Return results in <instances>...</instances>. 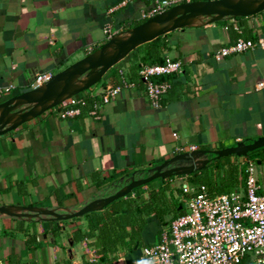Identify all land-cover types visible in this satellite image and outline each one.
<instances>
[{
	"label": "crops",
	"instance_id": "crops-1",
	"mask_svg": "<svg viewBox=\"0 0 264 264\" xmlns=\"http://www.w3.org/2000/svg\"><path fill=\"white\" fill-rule=\"evenodd\" d=\"M156 1L0 0V87H13L3 100L33 89L40 75L50 77L39 88L62 70L71 71V79L75 67L105 44V29L112 35L110 42L141 22L142 13ZM235 27L246 40L264 41V10L159 38L158 61L179 62L181 72L155 78L171 85L158 109L150 107L138 82L137 67L147 52L143 47L77 95L100 100L121 70L136 83L103 106L99 120L87 110L60 120L55 106L0 136V206L77 211L113 195L133 175L136 180L147 177L155 167L191 152L189 148L216 151L264 138V49L216 59L240 37ZM70 84L60 81L59 94ZM225 158L239 167L245 159ZM186 177L160 179L137 192L148 200L151 189L163 191L169 219L183 211L179 190ZM162 229L154 214L147 217L141 247L157 243ZM86 230V221L78 218L39 222L0 217V264H97L90 262L92 240H73L75 232ZM141 247L133 253L119 251L114 264H139ZM244 261L255 264L250 258Z\"/></svg>",
	"mask_w": 264,
	"mask_h": 264
},
{
	"label": "built area",
	"instance_id": "built-area-1",
	"mask_svg": "<svg viewBox=\"0 0 264 264\" xmlns=\"http://www.w3.org/2000/svg\"><path fill=\"white\" fill-rule=\"evenodd\" d=\"M198 0H158L142 19H150L173 7ZM214 1V0H209ZM234 30L240 35L229 47L221 49L216 59L232 54L264 49V41L256 43L241 37L238 27ZM108 40L112 37L105 29ZM181 72L179 62L165 58L162 64H141L138 70L140 83L150 107H161L163 96L171 85L168 81H155ZM119 84L105 88L100 100L93 97L73 96L58 104L56 116L60 120L80 116L85 110L94 119L101 118V108L114 102L123 88L136 85L128 81L121 70L118 72ZM50 75L36 77L33 89L42 85ZM260 84L259 87H262ZM12 86L0 87V102L11 92ZM192 152L194 149L189 148ZM244 186L241 191L211 196L204 185L185 184L181 187L185 210L162 229L157 243L140 249L139 264H241L250 258L255 264H264V176L260 183L256 176V163L244 159ZM90 262L97 263L99 256L91 249Z\"/></svg>",
	"mask_w": 264,
	"mask_h": 264
},
{
	"label": "trees",
	"instance_id": "trees-1",
	"mask_svg": "<svg viewBox=\"0 0 264 264\" xmlns=\"http://www.w3.org/2000/svg\"><path fill=\"white\" fill-rule=\"evenodd\" d=\"M147 20L148 19H142L141 22L133 25L131 28L137 27ZM159 38L160 37L133 51H138V49L143 47L147 49V52L141 58L139 66L140 64L157 65L164 62V60L158 61L159 48L157 47V42ZM107 42L108 38L105 44ZM139 66L137 67L138 70ZM119 80L118 78V83H114L118 85ZM140 84L142 85V83ZM6 100L4 99L0 103ZM213 158L214 156H210L209 163L201 170L189 174L185 182L191 185L206 186L211 196L229 194L238 191L240 187L244 186L245 177L243 166L239 167L234 163L228 162L229 158H222L220 160H215ZM246 159H256L261 164L264 161V148L249 153ZM156 180L145 186L151 185V183L156 182ZM185 182H182V186L186 184ZM145 186L132 191V193H137L136 196L130 193L123 198L111 202L101 212H90L78 218V220L83 219L86 221L87 230L85 233H81L80 231L75 232L73 240L77 242L92 240L90 246L95 249L96 254L99 256L98 264H114L117 261L116 254L119 251H126L129 253L137 251L139 247H141V233L145 226L146 218L150 215L154 214L161 221L163 228L177 217L173 215V217L165 219L170 212L169 209L165 207L163 191L157 192L151 189L148 194V200H145L138 194L137 190L142 191ZM179 191V195L181 196L182 192L181 190ZM178 206H180V203L174 208L175 213L177 212ZM182 213H184V211L180 214ZM242 264L247 263L243 260Z\"/></svg>",
	"mask_w": 264,
	"mask_h": 264
},
{
	"label": "water",
	"instance_id": "water-1",
	"mask_svg": "<svg viewBox=\"0 0 264 264\" xmlns=\"http://www.w3.org/2000/svg\"><path fill=\"white\" fill-rule=\"evenodd\" d=\"M222 1H224V0L196 1V2L189 3V4H183V5L173 7V8H171V9H169V10H167L161 14H158V15L148 19L143 24L129 29V30H134V29L142 28L141 33H140V40L137 41L136 43L132 44V45H128L127 43H124L120 48L112 51V50L108 49V45L110 43L108 41L104 46H102L101 48L94 51L92 55H94L95 53H99L100 51H106L108 53L110 52V54H111L110 60H112V63L102 72L101 75L98 76V78L91 85H89L88 87H86L84 89L78 90L74 93H71L64 100H66L70 97L76 96V95L86 91L90 87H92L94 84L99 82L101 80V78L111 68H113L119 62H121L124 57L128 56L131 52H133L138 47H140L146 43H149L158 37L166 35V34L172 32L174 30H177V29L206 25V24L218 21V20H224V19H229V18L248 17V16L257 14V13L261 12L262 10H264V7H262L261 9H259L256 12H253V13L239 14V15L230 14L224 18L209 20L207 23L200 24V25H191V22L195 19V17L191 16L190 19L188 20V22L185 24L176 25V26L170 28L169 30L162 32V33H159L158 35L151 37V38H148V36H147V32L149 31V29L151 27V23L153 21L160 19V18H164L165 16L169 15L173 10H175L176 8H178L180 6H185V7H191L192 6L193 7V6H198V5H210L209 7H212L211 6L212 4H216V3H219ZM129 30H127V31H129ZM88 58H90V55H87V57L85 58L87 64H89L91 62V60ZM88 70H89V66L87 65L86 67H84L80 71L79 75H77V76L81 77L82 75L87 74ZM64 72L65 71L62 70L61 72L57 73L55 75V77L60 76ZM77 76H76V78H77ZM40 90H41V87L40 88L38 87L37 89H31L30 91H27L23 94L16 96V97H12V98L0 103V107L9 103L13 99H16L20 96L25 95L26 93H37V92H40ZM61 102H57V103L41 110L36 115L31 116V117L27 118L26 120L22 121L15 128L19 127L20 125H22L23 123H25L29 120L36 118L37 116H40L41 114H43L46 111L50 110L51 108L57 106ZM15 128H13V129H15ZM13 129H10V130L4 131L3 133H0V136L8 133L9 131H11ZM261 148H264V138H259V139L255 140L252 143L247 144V145L244 142H242V143H238L235 147L216 150V151H198V150H196V151H192V152L183 153L181 155H177V156L173 157L172 159L164 162L162 165L155 167L154 169L148 171V175L145 178L136 180L134 175H133L131 177L129 183L126 184L124 187H122L120 190H118L113 195L106 197V198L96 199V200L88 203L87 205H85L80 210H77V211H70V210L55 211V210H47V209H42V208H24V207H19V206H0V212H2V211L7 212L9 210L19 211L18 214H7L5 216L0 215V217H8V218L10 217V218L21 219V220H26V221L37 220L39 222H42V221L59 222V221H67V220H71V219H75V218H80V217H83L85 214L90 213V212L102 211L111 202L127 196L134 189L145 186V185L149 184L150 182H152L156 179H167V178L174 177V176H188L189 174H191L193 172L199 171L209 163V161H210L209 155L214 156L213 159H215V160H220L222 158L230 157V156L246 158L249 153L256 151L258 149H261ZM258 165H260L259 162H258Z\"/></svg>",
	"mask_w": 264,
	"mask_h": 264
},
{
	"label": "bare ground",
	"instance_id": "bare-ground-1",
	"mask_svg": "<svg viewBox=\"0 0 264 264\" xmlns=\"http://www.w3.org/2000/svg\"><path fill=\"white\" fill-rule=\"evenodd\" d=\"M210 5H198L185 7L180 6L173 10L169 15L164 18L157 19L151 23V27L147 32L148 38L154 37L159 33L165 32L176 25H182L188 22L191 16L195 19L191 22V25H199L209 20L221 19L230 14L239 15L244 13H253L264 7V0H224L222 2ZM187 15V16H186ZM141 29L130 30L125 33L114 36L108 45V49L114 51L120 48L124 43L132 45L140 40ZM110 52L100 51L94 55H90L91 62L87 64L86 60L79 63L80 66H76L71 73H63L58 77H54L48 85L41 87L40 92L27 93L13 99L9 103L0 107V133L14 128L27 118L36 115L41 110L63 101L68 95L78 90L84 89L91 85L99 75L112 63L110 60ZM125 58V57H124ZM123 58V59H124ZM85 59V58H84ZM118 60V59H117ZM89 66L87 71L88 76L76 81V76L80 71ZM77 73V74H76ZM86 74V75H87ZM78 77V76H77ZM60 81H67L70 84L69 88L62 94H59L58 86ZM67 84L65 85V87ZM57 93V94H56ZM18 111L16 114L8 116ZM19 211L9 210L7 212L2 211L0 215L5 216L7 214H18Z\"/></svg>",
	"mask_w": 264,
	"mask_h": 264
},
{
	"label": "rangeland",
	"instance_id": "rangeland-1",
	"mask_svg": "<svg viewBox=\"0 0 264 264\" xmlns=\"http://www.w3.org/2000/svg\"><path fill=\"white\" fill-rule=\"evenodd\" d=\"M120 63V62H119ZM118 63V64H119ZM118 64H116V65H118ZM116 65L114 66V67H116ZM113 67V68H114ZM98 84V83H97ZM96 84V85H97ZM84 93V92H83ZM14 95H16V93H13L12 94V96H14ZM16 112H18V111H13V113H11V114H9L8 116H11V115H15L16 114ZM253 160H256V159H253ZM255 163H256V161H255ZM256 176H257V178L261 181V182H263V176H264V161L260 164V165H257L256 164ZM178 178H179V176H177ZM160 180H156V182H159ZM156 182H153L154 184H156ZM153 183H151V184H153ZM124 186H125V184H124ZM115 190H117V188L115 189ZM182 210L184 211L185 210V205H184V203L182 204Z\"/></svg>",
	"mask_w": 264,
	"mask_h": 264
}]
</instances>
